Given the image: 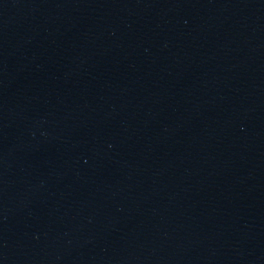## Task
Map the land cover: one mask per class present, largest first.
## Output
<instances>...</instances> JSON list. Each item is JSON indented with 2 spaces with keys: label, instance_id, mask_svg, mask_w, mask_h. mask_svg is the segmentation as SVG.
Returning <instances> with one entry per match:
<instances>
[{
  "label": "water",
  "instance_id": "water-1",
  "mask_svg": "<svg viewBox=\"0 0 264 264\" xmlns=\"http://www.w3.org/2000/svg\"><path fill=\"white\" fill-rule=\"evenodd\" d=\"M0 264H264V0H0Z\"/></svg>",
  "mask_w": 264,
  "mask_h": 264
}]
</instances>
